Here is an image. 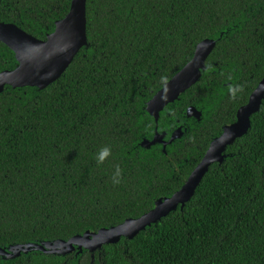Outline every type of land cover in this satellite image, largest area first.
I'll return each instance as SVG.
<instances>
[{"label":"trees","instance_id":"obj_1","mask_svg":"<svg viewBox=\"0 0 264 264\" xmlns=\"http://www.w3.org/2000/svg\"><path fill=\"white\" fill-rule=\"evenodd\" d=\"M71 1L0 0V20L45 39ZM206 38L217 42L201 78L156 122L147 102ZM87 39L46 88L0 93L2 248L116 226L177 191L264 77V0H87ZM16 65L0 41V71ZM179 127L165 149L142 145ZM225 154L183 209L132 239L0 264H264V100Z\"/></svg>","mask_w":264,"mask_h":264},{"label":"water","instance_id":"obj_2","mask_svg":"<svg viewBox=\"0 0 264 264\" xmlns=\"http://www.w3.org/2000/svg\"><path fill=\"white\" fill-rule=\"evenodd\" d=\"M0 41L7 45L15 55L17 65L13 69L0 71V93L6 86H33L44 89L55 82L73 62L78 52L89 45L87 39V0H72L68 13L55 21V28L45 39H40L13 22L0 20ZM216 40L206 38L196 46L192 58L178 70L147 102L146 109L157 122L160 112L193 86L206 69V60L216 46ZM264 100V77L250 94L249 100L236 114V120L223 127L220 135L210 143L205 155L188 176L186 182L171 196L160 198L155 206L137 218H128L124 222L101 228L96 232L87 231L68 240H54L43 243H26L0 247V255L14 258L22 252L38 250L46 254L66 255L84 248L92 252L105 244L118 243L121 238H134L146 227L157 223L178 208L183 209L193 197L197 187L214 163H222L228 146L244 136L250 129L251 117L257 113ZM187 116L200 119L201 111L189 106ZM182 135L177 128L169 140L165 133L156 132L152 140L145 139L144 147L161 143L164 149L169 143Z\"/></svg>","mask_w":264,"mask_h":264},{"label":"clouds","instance_id":"obj_3","mask_svg":"<svg viewBox=\"0 0 264 264\" xmlns=\"http://www.w3.org/2000/svg\"><path fill=\"white\" fill-rule=\"evenodd\" d=\"M111 154V149L110 147H104L102 150H100L96 156L97 163H102L106 157H108ZM121 174V169L119 166L116 167L114 176H113V182L118 183L119 182V177Z\"/></svg>","mask_w":264,"mask_h":264}]
</instances>
